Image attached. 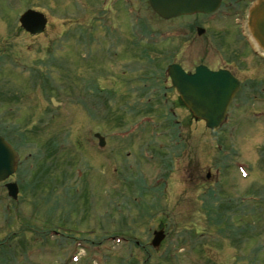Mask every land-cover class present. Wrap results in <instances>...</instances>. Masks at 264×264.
I'll use <instances>...</instances> for the list:
<instances>
[{"label": "rangeland", "instance_id": "374dc122", "mask_svg": "<svg viewBox=\"0 0 264 264\" xmlns=\"http://www.w3.org/2000/svg\"><path fill=\"white\" fill-rule=\"evenodd\" d=\"M26 10L42 33L19 29ZM146 18L147 32L163 26ZM215 18L183 22L193 40L150 41L146 59H112L82 49L80 0L0 3V136L20 158L16 199L0 186V264H264V52L246 17ZM173 61L240 81L221 127L176 102L160 72ZM143 83L157 92L141 103Z\"/></svg>", "mask_w": 264, "mask_h": 264}, {"label": "flooded vegetation", "instance_id": "af4514ba", "mask_svg": "<svg viewBox=\"0 0 264 264\" xmlns=\"http://www.w3.org/2000/svg\"><path fill=\"white\" fill-rule=\"evenodd\" d=\"M3 1L5 0H0V3ZM16 1L19 3L21 0ZM256 3V0H220V6L218 10L213 14H194L191 16H182L167 20L157 16L152 11L148 0H80V18L82 19V22H84V24L86 23L83 27H80V36L83 37V43L80 44L82 49L84 48V50L88 52L93 51L95 54L97 52L103 56H107L109 58L111 57L112 59H122L125 55L130 56L131 48H141L142 56L146 59V57L148 56L147 48H151L150 41L156 43L154 45L156 47L153 48H161L174 41H184L187 39L193 40L194 37H191L193 32H190L188 30H181V24L183 22H190L192 18H197L199 21L202 20L205 26H208L213 22V19H216L215 16H217L218 14L219 18H221V21L232 19L233 21L237 22V19L241 18V16H243V18H247L250 9L254 5H256ZM16 7H18V4L16 5ZM222 10L224 11L223 14ZM149 12L158 20L161 26L163 25L155 34L145 31L144 27L142 26L145 20H147L146 14H148ZM20 16L21 14L19 13L17 17L18 24ZM83 17L86 21L89 22H86ZM168 23H179L180 28L166 29L167 26L165 25ZM82 25L83 24L80 23V26ZM191 26L194 25L189 24V27ZM19 29L21 30L20 25ZM184 29H186V27ZM206 30V27H197L195 28L194 33L200 36L204 34ZM152 34L155 35L154 38L150 37ZM241 48L244 49V45H242ZM260 50L264 52V50H262L261 48ZM164 55L165 54L163 53V57ZM124 60L128 62L127 58H125ZM171 65L179 66L186 74H193L195 72V69L200 66H203L212 72L228 71L225 68L213 69L205 65H197L194 66L192 70H186L178 62L174 61L166 64L164 70L160 71L164 76L162 77L165 78L163 80V84H169V88L176 94V102L180 104V97L172 88L169 76L167 74L168 67ZM120 68L122 69L120 76H126L129 71H132L131 63H125V67H123L122 65L120 66ZM228 72L234 78H236V76H234L232 72ZM159 78L161 77L159 76L158 79ZM238 82L240 83L239 80ZM145 87L146 85H144V83L140 87V92L142 94V98L140 99L141 103H143L142 99L146 96V94L153 95L157 92L153 91V89L145 90ZM159 93L160 92H158L156 95V100L161 95ZM168 131L175 133L179 132L180 130L177 128L171 129L168 127ZM179 136L180 135L178 134V138ZM7 142L9 143V141ZM17 169L18 166L16 168V171ZM16 171L6 181L0 183V186L5 189L6 195V185L8 184H14L17 187L18 192L20 191L19 181L14 179Z\"/></svg>", "mask_w": 264, "mask_h": 264}, {"label": "water", "instance_id": "95a60500", "mask_svg": "<svg viewBox=\"0 0 264 264\" xmlns=\"http://www.w3.org/2000/svg\"><path fill=\"white\" fill-rule=\"evenodd\" d=\"M148 2L156 15L167 20L198 13L211 14L220 5V0H148ZM256 2L248 13L247 26L253 41L264 50V0ZM19 23L25 32L36 35L44 31L46 19L41 13L28 10L21 15ZM167 74L172 87L192 118L204 122L208 130L217 129L224 121L238 90V81L227 71L212 72L203 66L197 67L193 74H186L179 66L171 65ZM95 138L98 139L99 147H104L103 138L98 134ZM18 160L17 153L0 137V182L7 180L15 172ZM6 188L8 196L16 199L18 192L16 186L8 184ZM163 238L162 231L154 232L152 247L158 249Z\"/></svg>", "mask_w": 264, "mask_h": 264}, {"label": "bare ground", "instance_id": "6f19581e", "mask_svg": "<svg viewBox=\"0 0 264 264\" xmlns=\"http://www.w3.org/2000/svg\"><path fill=\"white\" fill-rule=\"evenodd\" d=\"M254 45V44H253ZM255 46V45H254ZM254 48H256V46L254 47Z\"/></svg>", "mask_w": 264, "mask_h": 264}]
</instances>
